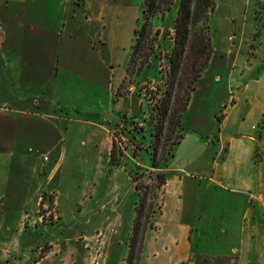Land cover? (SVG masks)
Listing matches in <instances>:
<instances>
[{
  "label": "rangeland",
  "instance_id": "1",
  "mask_svg": "<svg viewBox=\"0 0 264 264\" xmlns=\"http://www.w3.org/2000/svg\"><path fill=\"white\" fill-rule=\"evenodd\" d=\"M144 1L16 0L13 6L4 1L0 12L4 17L11 11L20 15L23 12L20 4L26 3V13L46 14L44 20L49 30V38H45L48 42L46 63L50 68L47 72L53 71V76L47 85L51 95L47 107L38 113H50L56 109L66 122L63 123L64 132H59L58 138L61 139L59 150L65 153V160L50 179L52 193H48L46 204L41 209L40 201L31 217L38 227H28L29 221L25 229L18 226L21 210L32 195L33 187L45 179L43 176L35 177V171L31 170L29 158L39 153L36 142L28 141L27 150L20 157L19 172L27 175V181H17L11 165L0 162V222L5 220L3 213L9 214L8 222L14 227L12 236L17 243L16 249L9 251L7 257L2 254L5 246H0V264H127L137 207L141 201V192L135 189L129 173L145 163L148 155L146 151L139 150L137 157L133 158L130 151L124 157L123 166L114 167L110 165L103 141L107 135L113 141L114 134L119 138L118 142L128 144L125 135L116 133L119 130L116 125L121 124L125 115L145 128V142H148L154 125L144 87L155 88L162 82L159 71L166 62L155 57L152 64L134 79L127 75L135 31L141 28L143 21ZM213 1L215 7L209 20L214 46L211 62L223 61L225 50L239 44L244 35L247 44L253 45L255 56L264 59V0ZM178 9L179 2H176L171 12L155 21L163 32L158 52L171 50L172 40L166 33H173ZM250 60L255 58L250 57ZM58 68L60 75L55 78ZM205 75L206 72L199 83L201 97L208 90L203 83ZM118 94L123 97L130 94L129 99L118 103ZM56 99H61L63 104L58 105ZM211 100L209 106L214 107L216 99ZM198 104L204 106V103ZM203 111L201 108L193 116L190 113L186 117L185 113L183 134H197L195 131L198 132L199 124L195 126L198 128H192L191 122L198 117L205 119L202 122L204 127L210 128L207 111ZM201 137L200 140L206 141L212 136ZM29 149L34 151V155L28 152ZM195 149L198 153L203 151L199 147ZM173 160L167 165L173 166ZM51 164L54 165L53 162ZM145 167L143 170L147 169ZM147 173L151 178L155 177L152 175L154 171ZM142 182L151 186L157 184L148 177ZM52 194L56 205L50 211L48 198ZM153 194L156 197V193ZM15 195V200L11 201L10 197ZM205 202L204 197L197 198L193 205L201 211ZM240 206L241 212L237 213L240 219L247 226L251 223L256 226L251 234L252 253L261 255L264 252V211L256 214L255 218H248L246 204ZM200 220L198 218L197 221ZM148 227L149 224L146 228L141 226V232L138 231L141 238L136 256L140 264H152L151 257L147 258L148 252L152 253V245L145 246ZM169 230L167 226L157 235L160 242L157 249L163 248ZM243 233L244 229H241V238ZM245 235L248 236L247 232Z\"/></svg>",
  "mask_w": 264,
  "mask_h": 264
},
{
  "label": "crops",
  "instance_id": "2",
  "mask_svg": "<svg viewBox=\"0 0 264 264\" xmlns=\"http://www.w3.org/2000/svg\"><path fill=\"white\" fill-rule=\"evenodd\" d=\"M4 1L0 0V12ZM7 2L13 6L16 0ZM26 5L20 4L23 7L20 15L13 11L5 17L0 14V162L11 165L17 181H27V175L19 172L18 167L26 144L35 141L39 153L29 158L31 170L35 171V177L45 178L33 187L21 210L18 226L23 229L27 221L28 227L37 225L31 217L43 193H52L50 179L65 160L58 138L66 122L56 109L38 113L45 110L51 97L47 85L53 71L47 72L45 40L49 38V30L44 20L46 14L30 15L26 13ZM253 51V45H248L246 36H242L239 44L225 50L223 61L210 63L203 80L208 88L206 94L199 96L202 91L199 85L193 96L185 117L202 108L207 111L210 128L203 126V117L193 119L192 128H198L195 126L199 124L198 132L205 131L198 133L191 129L200 135L183 134L174 157L169 160L174 159L173 166L167 165L163 170L167 179L156 192L145 245H152V253L147 254L152 264H264V252L252 253L251 234L256 226L251 222L247 226L237 214L241 212V204H246L248 218L264 211V59H258ZM59 75L60 68L55 78ZM129 95H119L118 103L128 100ZM211 98L216 99L214 107L209 106ZM56 102L63 104L61 99ZM208 134L212 137L200 140V136L205 139ZM103 142L110 157L113 141L107 135ZM198 147L203 151L198 153L195 149ZM28 152L34 155L32 149ZM48 155L51 156L45 162ZM9 178L13 179L11 175ZM14 197L10 200H15ZM202 197L206 202L199 211L193 203ZM3 216L0 246H5L2 254L7 257L17 243L12 236L14 227L8 222L9 214ZM167 226L170 230L166 243L157 249L160 243L157 235ZM241 229H244L242 238Z\"/></svg>",
  "mask_w": 264,
  "mask_h": 264
},
{
  "label": "trees",
  "instance_id": "3",
  "mask_svg": "<svg viewBox=\"0 0 264 264\" xmlns=\"http://www.w3.org/2000/svg\"><path fill=\"white\" fill-rule=\"evenodd\" d=\"M176 2H179V9L173 33L171 35L169 32L166 33L172 40V47L169 52L161 53L158 49L162 43L163 32L155 21L171 12ZM214 7L213 0H145L143 3V21L141 28L135 31L127 75L134 79L152 64L155 57L161 58L166 64L161 65L159 71L162 82L155 88L148 85L144 87L151 106V117L154 120L148 142L144 141L145 128L127 115L122 117L121 124L117 123L116 128L119 130L116 133L125 135L128 144L123 145L118 142V137L112 135L113 144L109 160L111 166H123L124 157L130 151L133 158L137 157L139 150L146 151L148 155V160L141 164L142 166H136V169L129 173L135 189L141 192V201L137 207L127 264H139L136 253L141 235L138 236V231L141 232V226L146 228L150 223L156 200L153 193L166 183L167 176L163 170L174 157V151L183 139V117L201 78L210 66L214 46L210 36L209 20ZM142 167L147 169L143 170ZM149 170L154 171L155 174L152 175L155 177L151 178L148 175ZM146 177L157 182L156 186L142 182ZM47 197L48 193H43L41 209L46 204ZM55 199L54 195L49 196L48 210L55 209Z\"/></svg>",
  "mask_w": 264,
  "mask_h": 264
},
{
  "label": "built area",
  "instance_id": "4",
  "mask_svg": "<svg viewBox=\"0 0 264 264\" xmlns=\"http://www.w3.org/2000/svg\"><path fill=\"white\" fill-rule=\"evenodd\" d=\"M49 159H48V156H45L44 157V161L47 162Z\"/></svg>",
  "mask_w": 264,
  "mask_h": 264
}]
</instances>
